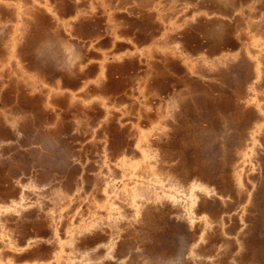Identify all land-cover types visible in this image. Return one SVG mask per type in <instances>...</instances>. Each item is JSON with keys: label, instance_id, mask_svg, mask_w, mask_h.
Returning <instances> with one entry per match:
<instances>
[{"label": "rangeland", "instance_id": "obj_1", "mask_svg": "<svg viewBox=\"0 0 264 264\" xmlns=\"http://www.w3.org/2000/svg\"><path fill=\"white\" fill-rule=\"evenodd\" d=\"M100 3L0 0V264H264V0Z\"/></svg>", "mask_w": 264, "mask_h": 264}, {"label": "bare ground", "instance_id": "obj_2", "mask_svg": "<svg viewBox=\"0 0 264 264\" xmlns=\"http://www.w3.org/2000/svg\"><path fill=\"white\" fill-rule=\"evenodd\" d=\"M218 101H219V104L216 103V104H214V107L212 105L209 107V110H211V112H208L209 115H207V121L211 124L212 127L215 125V127L217 129H219L218 124L220 123V113H223V112H232V113H234L235 112V107H234L235 104H234V97L233 96H232V99H230V98H226V99L221 98L220 99L219 97L218 98L217 97H214V102H218ZM258 109L261 112H263V110L261 109V107H258ZM245 112H246V109H242L240 111L238 110V111H236L233 114V116L230 117L231 119L228 118L227 121H226L228 123L239 122L241 124L242 131L239 134V139L240 140L237 143V145L239 147H243V144H242L243 142L242 141H244V140L242 138H244V131H246L247 129H249L248 127L251 124L250 122H252L256 118H258L257 117V114H255L251 110H248L246 113ZM187 113H188V111H187ZM201 114H204V113L202 112ZM188 123H190V122H188ZM190 125H193L194 132H196L199 126H195L194 124H190ZM201 134H202V132L200 131V133L197 135V137L195 136V138H192V140L187 139V140H183L182 142H180L179 143V145H180L179 148H176V150L178 152L175 151L176 153H174L176 156L177 155L179 156V149H180L181 152H182L181 154L184 157H185V153L188 154V157L187 158H189L188 160L191 161V163H189V165L187 166V168H184L183 170H180L179 169V172L180 173L178 172V175H180L182 177L183 183H187L189 181L190 177H192V176H196L197 178H200L202 180L207 179L200 172V170H198L196 168L198 166V164H199L198 158H199V156H201L202 150H203L202 147H201V143L203 142L202 141L203 140L202 137H204V136H202ZM216 135L217 134H215V136ZM188 142H190V143H188ZM218 143H219V141H218ZM176 144L177 143H174V145H176ZM189 148H193V155L192 156H191V152L192 151H190V153L186 152V150L188 151ZM223 152H224V154H223ZM236 153H238V152H236ZM225 154H227V155H225ZM170 156H171L170 157V160L176 157V156H172L171 154H170ZM221 156H226V157H224V158L219 157L220 158V167L221 168L219 169L220 170V176L218 177V180L217 181L219 183V186H221L223 188H227L228 189V187L231 186L230 190L232 191V175H233V178H235L234 177V174H236L237 171H235L234 174H232L233 173L232 170L234 171V170H236V168H235V166L233 164H231V162H232V160L234 158H239L240 156L241 157L242 156H245V154L243 155L242 152L239 153V154H229L226 151H222ZM202 164L205 165L204 163H202ZM200 166H201V164H200ZM175 171H178V170L176 169ZM236 176H237V174H236ZM237 184H239V185L241 184V177H239V176L237 178ZM235 191L236 190H234V193L233 194H235ZM238 193L240 194V192H238ZM214 249H215V247H213V251H214Z\"/></svg>", "mask_w": 264, "mask_h": 264}, {"label": "crops", "instance_id": "obj_3", "mask_svg": "<svg viewBox=\"0 0 264 264\" xmlns=\"http://www.w3.org/2000/svg\"><path fill=\"white\" fill-rule=\"evenodd\" d=\"M100 2H101L100 4H102L103 0H100ZM101 6L103 7L104 5H101ZM103 8H104V7H103ZM96 24L98 25V23H96ZM77 75H78V78H79V77H80V72H77ZM84 76H85V75H84ZM52 77H54V76H52ZM61 77L64 78V77H66V76H65V75H61L60 78H61ZM82 77H83V76H82ZM181 118H182V116H180V120H179V121H180V122H179L180 124H179V126H183L182 123H184V122L182 121ZM179 126L174 128V131H173V134H174V135H178V134H176V133L178 132Z\"/></svg>", "mask_w": 264, "mask_h": 264}]
</instances>
